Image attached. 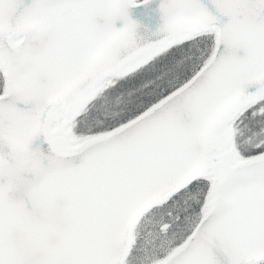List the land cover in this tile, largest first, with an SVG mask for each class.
<instances>
[{"label": "snow or ice", "instance_id": "6c2138e0", "mask_svg": "<svg viewBox=\"0 0 264 264\" xmlns=\"http://www.w3.org/2000/svg\"><path fill=\"white\" fill-rule=\"evenodd\" d=\"M139 3L0 0V264H121L135 204L193 191L162 264H264V0H161L164 36L143 44ZM197 48L94 123L98 88Z\"/></svg>", "mask_w": 264, "mask_h": 264}, {"label": "rangeland", "instance_id": "374dc122", "mask_svg": "<svg viewBox=\"0 0 264 264\" xmlns=\"http://www.w3.org/2000/svg\"><path fill=\"white\" fill-rule=\"evenodd\" d=\"M199 200V192H187L175 204L161 210H152L137 226L134 245L126 264H158L178 242L179 231L170 232V224L179 220L181 210L191 208ZM164 226H168L164 229Z\"/></svg>", "mask_w": 264, "mask_h": 264}, {"label": "trees", "instance_id": "16d2710c", "mask_svg": "<svg viewBox=\"0 0 264 264\" xmlns=\"http://www.w3.org/2000/svg\"><path fill=\"white\" fill-rule=\"evenodd\" d=\"M202 55L203 53L198 48L175 53L174 63L171 66H161L157 70L156 79L142 87L129 88L119 84L118 80H109L95 94L98 98L93 105L94 123L102 126L109 120L119 118L150 85H155L163 79H170L182 71L185 66L198 61Z\"/></svg>", "mask_w": 264, "mask_h": 264}, {"label": "water", "instance_id": "95a60500", "mask_svg": "<svg viewBox=\"0 0 264 264\" xmlns=\"http://www.w3.org/2000/svg\"><path fill=\"white\" fill-rule=\"evenodd\" d=\"M160 4L161 0H149L147 4L139 3L130 9L131 18L140 24L139 36L142 44L156 41L164 36V33L158 32L160 25L163 23ZM165 198V196H152L142 199L135 204L128 214L123 231L115 241V246L120 254L121 264H125L126 258L130 255L136 227L154 207L163 204ZM167 228L168 226H164V229ZM158 264H162V262Z\"/></svg>", "mask_w": 264, "mask_h": 264}]
</instances>
